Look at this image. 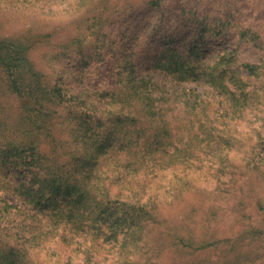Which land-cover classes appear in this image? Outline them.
<instances>
[{
    "label": "trees",
    "instance_id": "16d2710c",
    "mask_svg": "<svg viewBox=\"0 0 264 264\" xmlns=\"http://www.w3.org/2000/svg\"><path fill=\"white\" fill-rule=\"evenodd\" d=\"M5 2L13 5L16 0ZM27 4L33 5L32 0ZM224 4L236 38L228 29L219 31L230 24L226 21L218 22L217 33L227 43L208 45L203 52L196 45L174 46L165 36L157 55L143 62L134 59L129 69L99 72L93 85L85 79L87 86L78 92L41 80L30 57L33 35L0 37L2 84L16 99L19 117L13 137L0 135L6 145L2 153L14 167L34 173L26 184L12 187L27 198L20 200L30 208L33 228L55 242L74 244L81 264L105 246L117 245L120 253L129 254V248L141 247L146 229L162 218L158 197L144 189V181L159 172L169 171L165 191L171 197L194 195L188 210L192 215L210 197L209 190L199 189L200 181L209 178L218 186L250 172L251 187L234 210L243 217L242 208L252 204L258 212L264 209L253 189L257 178L264 177V61L243 60L241 51L242 45L264 51V38L255 24L242 19L243 0ZM160 7L161 14L176 18L185 8L190 11L183 0H166ZM146 29H137L135 43ZM82 39L78 36L64 47H82ZM256 80L263 84L254 86ZM251 118L253 131L240 138L242 122ZM75 125L84 129L77 137L71 131ZM79 159L91 161L86 173ZM0 203V217L18 212L7 200L0 198ZM186 222L190 231L185 234L170 227L175 246L206 249L208 240L196 235L193 220ZM8 253L16 254L18 262H29L19 248L8 247Z\"/></svg>",
    "mask_w": 264,
    "mask_h": 264
},
{
    "label": "rangeland",
    "instance_id": "374dc122",
    "mask_svg": "<svg viewBox=\"0 0 264 264\" xmlns=\"http://www.w3.org/2000/svg\"><path fill=\"white\" fill-rule=\"evenodd\" d=\"M150 1L32 0L33 5H29L16 0L15 4L8 5L5 0H0V37L33 35L36 43L30 57L40 71L41 80L50 84L58 82L77 92L87 86L85 79L88 86L93 85L99 72L117 67L129 69L134 59L143 62L145 57L157 55L165 36L174 46L196 45L197 51L203 52L208 45L227 43L225 35L217 33L218 22L226 21L230 24L219 31L228 29L230 36L236 38L235 23L223 10L226 0H183L190 11L185 8L177 18L161 14L160 5L166 0ZM243 1L247 6L243 8L242 19L255 24L264 38V0ZM143 25L146 32L139 37L140 42L135 43V32ZM78 36L83 38L82 47L77 44L64 47ZM142 41L145 42L141 44ZM241 51L243 60L254 64L264 61L262 50H251L242 45ZM124 53L129 56L122 57ZM2 81L0 72V135L7 139L13 137L12 132L18 124V104ZM257 82L263 84L256 80V87ZM248 115L253 117L251 113ZM248 121L242 122L240 138H245L244 134L252 132L256 125L253 118ZM59 128L62 129L61 125ZM80 130L84 131L75 125L71 130L74 137ZM5 147V141L0 139V198L14 205L18 212L10 210V216L0 217V264H23L18 262L16 254L8 253V247L26 252L29 261L26 264H81L82 254L75 250L74 244L55 242L56 239L45 237L39 229L33 228L30 208L23 206L20 200L27 198L20 196L12 186L26 184L34 173L14 167L10 157L2 153ZM77 164L84 167L83 173L91 167L88 159H79ZM32 171L36 172V169ZM250 174L246 172L239 180H234L235 176L226 178L224 184L218 186L209 178L200 181L199 189L209 190L210 197L201 201L202 206L192 215L188 210L194 195L184 192L179 198L171 197L165 191L171 178L169 171L157 173V178L144 181V189L147 194L152 190L158 197L162 218L156 226L146 229L141 247L129 248V254L120 253L117 245L105 246L100 252H93L87 264H264V209L258 212L252 204L242 208L243 217L234 210L251 187L248 184ZM253 187L254 193L258 192L264 202V177L257 178ZM9 191L16 196L7 194ZM187 219L193 220L192 229L196 235H203L208 240L206 249L199 250L198 245H179L181 249L175 246L177 242L172 238L174 233L170 227L185 234L190 231L185 229L187 224L190 225ZM181 222L184 224L179 225ZM31 236L36 238L26 244Z\"/></svg>",
    "mask_w": 264,
    "mask_h": 264
}]
</instances>
